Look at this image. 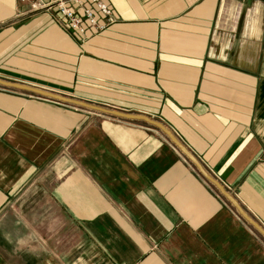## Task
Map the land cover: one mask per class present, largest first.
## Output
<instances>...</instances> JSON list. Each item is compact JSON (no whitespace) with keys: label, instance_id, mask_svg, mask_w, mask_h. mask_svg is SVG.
<instances>
[{"label":"crops","instance_id":"1","mask_svg":"<svg viewBox=\"0 0 264 264\" xmlns=\"http://www.w3.org/2000/svg\"><path fill=\"white\" fill-rule=\"evenodd\" d=\"M59 1L0 0V79L162 121L264 228V0H105L87 35ZM0 264H264V236L157 127L0 85Z\"/></svg>","mask_w":264,"mask_h":264},{"label":"water","instance_id":"2","mask_svg":"<svg viewBox=\"0 0 264 264\" xmlns=\"http://www.w3.org/2000/svg\"><path fill=\"white\" fill-rule=\"evenodd\" d=\"M0 85L34 93L36 95L47 97L68 105L83 107L86 109L103 112L121 118L144 121L152 126L157 127L169 138V140L176 146V148L200 171V173L209 182H211L213 185H215L218 188V190L222 193V195L226 197L230 201V203L239 211L240 215L244 219H246L251 225H253L264 236V228L242 208L238 200L225 188V186L214 175H212L207 170V168L200 161V159H198V157L192 151H190V149L178 138V136L171 129H169L162 121L153 119L152 117H149L144 114L127 113L124 111L111 109L105 106L86 102L80 99L65 96L56 92L48 91L45 89H41L23 83L0 79Z\"/></svg>","mask_w":264,"mask_h":264},{"label":"built area","instance_id":"3","mask_svg":"<svg viewBox=\"0 0 264 264\" xmlns=\"http://www.w3.org/2000/svg\"><path fill=\"white\" fill-rule=\"evenodd\" d=\"M71 2L81 9L82 15L67 5L65 0H61L58 2V14L61 16L59 21L82 35H87L85 24L90 29L101 32L117 21L114 11L105 0H71Z\"/></svg>","mask_w":264,"mask_h":264},{"label":"rangeland","instance_id":"4","mask_svg":"<svg viewBox=\"0 0 264 264\" xmlns=\"http://www.w3.org/2000/svg\"><path fill=\"white\" fill-rule=\"evenodd\" d=\"M21 1H23V0H21Z\"/></svg>","mask_w":264,"mask_h":264}]
</instances>
